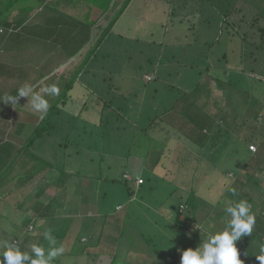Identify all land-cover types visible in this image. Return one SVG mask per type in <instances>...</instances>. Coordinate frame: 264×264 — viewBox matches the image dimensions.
Here are the masks:
<instances>
[{"label":"crops","instance_id":"1","mask_svg":"<svg viewBox=\"0 0 264 264\" xmlns=\"http://www.w3.org/2000/svg\"><path fill=\"white\" fill-rule=\"evenodd\" d=\"M51 1L53 0H0V31L3 32L0 33V45L2 46L0 51L5 50L2 54L0 53V61L5 63L9 69L22 68L31 72L37 70L41 72V75L44 74L45 78L34 79L35 86L47 81L50 76L59 72L58 67L60 69L68 64L69 70H71L74 67L72 65L78 64V62H72L75 54L83 53L84 49L87 51L89 44L94 43L98 36V33L90 36L91 30L95 29L97 32V29L101 30L100 28L104 26V30L110 27L109 34L104 39V44L108 50V53L103 50L105 52L104 57L114 59L108 63V66H110L109 64L116 65L115 62H118V58H124L126 52L130 59H133V56L136 58L141 56L142 58L141 64L136 66V71L134 68L129 73V79L126 78V82H129L130 91L134 88L132 83H136L138 75L144 73L142 80L146 84L156 81L159 83L160 75H163L165 76L164 80H166V82L163 80L165 84L179 91H185L186 94L191 92L196 85H201L202 78L200 79L199 76V78L192 79V85L188 86L186 80L184 81V78L179 75L185 77L190 72V76H196L197 70L202 69L197 74H203L205 77L202 83H207L206 76L208 73L202 71L207 69L209 59L197 63L194 62L195 60H184L182 57L197 45H204L208 49H215V45L218 47L221 43L227 44L226 46H233L235 45V36H239V32L236 30L238 21L232 18L239 9L237 0H129L124 10L120 8L126 0H70L66 4L62 0H58L59 7L55 10L50 9L47 4ZM63 1L67 2L68 0ZM70 7H72V14L68 13ZM224 10L226 11L223 12ZM75 11L76 14H79L76 17L74 16ZM118 12L120 14H116ZM67 15H70L68 17L71 20L66 17ZM92 15L95 17H91ZM100 18H104L103 24L98 23ZM203 25L207 26L202 28ZM223 29H225V33ZM161 31L164 34L167 33L169 39H166L165 35L162 36L163 39H160L161 35L158 32ZM101 33L102 31L99 34ZM242 37L244 36L242 35ZM196 38L199 39L196 40ZM253 38L254 35H252L251 41ZM132 45L133 47H131ZM176 46L180 47V55L175 50ZM236 47L229 49V52L233 53L232 50ZM54 53H59L62 58L57 59L53 55ZM67 56H70L69 61L66 59ZM51 57L56 58L59 63L55 61V63L42 69V60H48ZM36 59L40 61H36ZM161 62L168 64L171 62L172 64L162 66ZM188 68L190 70L187 71ZM208 68L213 69V67ZM72 72L75 73L74 70ZM111 75L107 74L106 80H112ZM147 77H152V79L145 80ZM83 79L85 80L84 76ZM124 81L123 86H127ZM28 83L24 85H28ZM24 85L11 87L10 90L16 92ZM87 85L91 86L89 81H87ZM81 87L83 90L86 88L82 81ZM117 89L120 93V89ZM200 89L205 93L206 90L202 87ZM123 94H125L122 102L124 107H120L123 108L122 110H116L111 104H107V100L104 101L102 98L104 95L100 93L99 98L95 97L94 92L85 93V96L80 93L81 97L79 98H75L74 93L68 95V99L57 108L56 115L51 117L53 119H50L48 132L43 133L35 142L28 145L27 143L36 130L41 117L34 115L32 118L35 120H19L18 122L15 116L19 101L14 106L7 104L6 107L0 109V112L5 111L4 114L0 113V183L2 182V190L5 193L8 192L7 182H26L25 187H27L26 192H28L24 197H27L37 182H44V185L38 189L40 192L38 198L33 202L26 200V205L29 206L24 208L30 210V207L39 201L38 205H46V203H42L44 199L48 201L47 204L54 200L52 204H56V209L59 208L63 212L62 215L66 214V211L69 212V205L72 204L71 199L74 202L75 200H84L89 206V200L93 199L94 195L97 196L98 200L93 206L98 209L88 211V213L90 217L95 216L97 218L94 220L95 227L102 223L99 234L101 238L103 235L105 238L92 240L91 242L97 244L98 247H92L94 244H91L90 252L99 248L100 252L109 253L108 248L103 251L102 243L111 247L113 243L114 253L118 252L115 247L118 235L116 237L115 235L116 232L119 233V229L122 230L123 226H120L122 222L136 223L141 231L145 227H151L155 223L153 222L155 217H148L154 213L151 202L154 200L155 190H160L159 185L154 182H167L166 191L160 190L167 195H170L169 186L173 185L172 182H176V178L173 179L172 175L165 173V165L161 162L165 136L168 137V135L164 131H160L159 127H152L147 130L142 109L144 106L143 99L135 98L133 100L129 90ZM54 98L51 97L49 101H54ZM74 99H77V102H74ZM75 103L80 106L76 114L72 113L71 109L66 108L68 104L71 107ZM196 103L200 108L203 107L200 102ZM119 111L122 114H119ZM61 114H67V121L64 123L67 126H61L62 129L59 130V125L53 124L62 125L59 122ZM74 119H81L76 126L72 124ZM53 132H59V141L69 144L65 150H61L62 153L59 152L62 155L60 154L57 159L55 157L58 153H54L56 148L51 143L48 144V139L56 135ZM144 132H155L157 136H149L148 134L147 137L144 136ZM92 134L96 137L92 138ZM71 135H75V138H71ZM114 136H117L118 139ZM140 147L144 152L147 151V155L131 153L132 148L137 151ZM69 148L80 155L79 161L72 160ZM160 166L162 171L158 170ZM67 169L65 174L64 170ZM145 171L148 173L144 174ZM160 172L162 173L160 174ZM126 175L131 180L126 179ZM140 178L145 182H151L148 186L151 188L144 189L143 184L135 190L129 182H134L135 179ZM177 180H179L178 182H188L181 177H178ZM54 182L66 183L64 185L59 183V190H57ZM66 188L73 189L77 196L70 199L71 193L62 201L58 194L59 191ZM51 192L53 193L49 197ZM130 192H133V197L130 196ZM6 196L9 197L10 195H0L4 200ZM7 203H13L15 206L12 198L7 199ZM8 206L6 207L8 208ZM117 207L120 209L118 210ZM53 208L55 207H51V210ZM163 209L159 213L162 217H167L166 213L169 210L165 212L166 208L163 207ZM122 211L123 213L120 215L115 214V212ZM38 212L40 210L36 212L33 210L30 215L36 216ZM104 213L110 215L104 216ZM114 215L116 216L113 218ZM175 215L176 208L174 215L166 219L175 224L173 229H176ZM98 219L102 220L99 221ZM114 221L118 222L119 225L116 222L117 225H114ZM111 230H115V232H111ZM165 239L169 243L172 242L167 237Z\"/></svg>","mask_w":264,"mask_h":264},{"label":"rangeland","instance_id":"2","mask_svg":"<svg viewBox=\"0 0 264 264\" xmlns=\"http://www.w3.org/2000/svg\"><path fill=\"white\" fill-rule=\"evenodd\" d=\"M63 1V0H62ZM50 7V9L55 10L58 6V0H53L49 3H47ZM255 5V6H254ZM237 6H238V11L235 13V15L232 17L233 20H237L238 21V25L236 26V30L241 33L244 38L246 39V42H250L251 41V37L252 35H254L253 38V44H254V48L253 49V45H245L244 49H242V46L239 49V45L241 43V38L235 36V45H229L226 46L229 49H231L234 46H237V42L239 43V45L236 47V49H233L232 52L233 54L229 55L232 58L230 59V63L231 65L226 66V67H221L218 65H214L212 63V67H213V71L219 72V71H225L228 72L227 75V80H224V82L230 83V85L232 86V88H230L228 85H226L224 88L223 87H219L216 85V78L214 79V77L212 76V80L208 81L207 83H202V81H204V77H202V81H201V87L204 90H210L212 91L213 94H215L216 96H221L223 95L224 91H226V93L223 95V97H227V102H229V104H231L232 108H229V110L231 112H235L237 114L241 113V117L239 118V120L243 119V121L240 122H235L233 124V128L232 132L234 134H236L237 136H242L244 138H246V140H248V144H255L256 145V141L254 142V138L253 137H258L259 136H263L264 137V119L259 118L258 120L255 119H251L250 117L252 116H248L245 114H249L250 112L255 113V112H262L264 115V91L263 89H261L260 92L261 95L258 94L257 91V86L255 83H253L254 81H251L250 79H248L246 77V75H251L250 71H254L255 73L257 72H264V53L263 50H257L260 46V34L258 32V29H261L262 27L264 28V0H237ZM255 8V9H254ZM226 10H224L223 12H225ZM68 13L72 14V7L68 8ZM79 14H75L74 16H78ZM81 17V16H80ZM91 17H95V15H92ZM87 18L89 19V16H87ZM82 19V18H81ZM257 19V21H255ZM98 23L103 24L104 23V18H100V20L98 21ZM205 26L207 25H203L202 28H205ZM210 26H212V24H210ZM198 28V26L196 27V29ZM101 30L97 29V32L95 29L91 30L90 36L95 35L98 33V35H100L99 33L101 31H103L105 28L104 26L102 28H100ZM195 29V32H196ZM85 31V30H84ZM223 32L225 33V29H223ZM160 33L161 37H159L160 39H163V35H165L166 39H169V36L166 34H164L163 31L158 32ZM109 34V32H108ZM107 34V35H108ZM111 34V33H110ZM106 35V36H107ZM199 38H196V40H198ZM246 43V44H248ZM252 43V42H251ZM175 45V44H174ZM94 46H96L95 42L94 44H89V47L87 48V51H90L89 54V58L86 57L87 55V51L86 49H84L83 53H79V54H75L74 58L72 59V62H78V64L76 65H72L74 67L71 68V70H69V67H63L57 68V70L59 72L54 73L52 76L49 77V79L47 81H44L42 83H39L38 85L35 86V81L32 80L31 86L33 88V92L36 93H40L42 96H44L45 99L48 100L49 104L51 105V101L50 98L53 96H48L46 94L43 93L42 90H39L41 88H45L49 85L52 84H56L57 86H59L60 88V93H63V89L65 87V85L67 83H69L70 80H73L72 83L73 85H71L70 89H69V93L68 95L74 93V97L79 98L80 93L85 96V93L88 92H94L95 93V97L99 98V93L102 96V98L107 100L108 104H111V106L116 109V110H122L123 108L120 107H124L123 102V96L125 94L123 93H127L129 90V94L131 97H133V100L135 98L137 99H143V103L144 106L142 107L143 111L146 109H148L149 106V100L152 97V99L154 101H156L155 103H159L160 108H164V106L167 107H172L176 104V92L174 90H171V88H169V85L165 84L164 82H166V80H164L163 75H160V82L157 83L156 82H152V83H143L142 78L144 77V73H140L138 75L137 82L134 84V90L131 92L129 89V82H126L127 79H129L130 74L134 68L136 71V66L140 65L141 62L140 60L142 59L141 56H139L138 58H136L135 56H133V59L129 58L127 55H129L126 52V55L124 58L120 57L118 58V62H115L116 65H112L109 64L110 66H108V63H111L112 61H114V59L106 58L104 57L105 52L108 53L107 47L104 44V41L97 45V47L93 48ZM135 46H137L135 44ZM256 46V47H255ZM85 47V46H84ZM133 47V45L131 46ZM205 49H204V48ZM215 49L205 47L204 45H197L194 48H192L190 50V52L186 55H184L182 57V59L184 60H195L194 62L197 63H202L203 61L209 59L208 61L210 62V58L213 57L215 55V53L219 52V55L222 54L220 53V51L222 50V48H224V43H221V45H219L217 47V45H215ZM82 50V49H80ZM105 52H104V51ZM176 52L181 53L180 47L176 46L175 48ZM241 52V57H239V53ZM66 54V53H65ZM245 54V55H243ZM55 57H57V59H61L62 57L59 56V53H54L53 54ZM209 57V58H208ZM70 58V56H67V60ZM240 58V59H239ZM56 58L51 57L48 58V60L43 59L41 63H43V66H41L42 69L48 67V65L55 63V61H57ZM254 60L256 62H254ZM36 61H38L36 59ZM69 61V60H68ZM218 61V60H217ZM221 62V59L219 60ZM57 63H59L57 61ZM83 63V64H82ZM162 66H166L168 63L167 62H161ZM166 63V64H165ZM219 63V62H218ZM241 63V64H240ZM170 64H172L170 62ZM168 64V65H170ZM68 65V64H65ZM121 65V66H120ZM252 65V66H251ZM80 66L82 67L80 69ZM198 66V65H196ZM114 67V68H111ZM198 68V67H196ZM75 71V73L73 74L72 71ZM116 70V72H115ZM190 70V68L187 69V71ZM85 71V72H83ZM232 73V74H231ZM239 73V74H237ZM245 73V74H244ZM91 74V75H90ZM107 74H112V80H106V75ZM146 74V73H145ZM15 75L19 76V74ZM35 75H40L41 78H45L44 74L41 75V72L34 70L32 72V77H34ZM58 75V76H57ZM56 76V77H55ZM83 76L85 78V80L83 79ZM181 77L184 78V81L186 80V84L188 86L192 85V79L195 75H191L190 76V72H188V74L185 75V77L183 75H179ZM221 76V75H220ZM219 76V77H220ZM255 76H257L258 78H263L264 79V75H260V74H255ZM23 77V75H21L19 78L17 77V82L19 83L20 79ZM127 78V79H126ZM152 77H147L145 78V80H151ZM178 79V78H177ZM66 80V81H65ZM125 80V81H124ZM164 80V82H163ZM173 80V77H172ZM171 80V82H172ZM81 81L83 82V84L86 86L85 90H83V88L81 87ZM87 81H89L90 83V87L89 85H87ZM123 81L126 82L124 84H126L127 86H123ZM134 81V80H133ZM170 81V80H169ZM174 81V80H173ZM66 82V83H65ZM135 82V81H134ZM65 84V85H64ZM71 84V83H69ZM68 84V85H69ZM227 84V83H225ZM248 84V85H247ZM28 85H30V82L28 83ZM147 88H145L146 86ZM173 85V84H172ZM184 85V84H183ZM260 85V84H259ZM12 86V85H11ZM176 87V86H175ZM235 87V89H234ZM246 87H248V92L246 91ZM82 88V89H81ZM120 89V93H118V89ZM137 88V89H136ZM243 89H245V93L242 92ZM106 90V91H104ZM79 91V92H78ZM85 91V92H82ZM231 91V92H229ZM253 91H255L254 94ZM257 91V92H256ZM229 92V93H228ZM78 93V94H75ZM16 95V92H11V93H7V95ZM123 94V95H122ZM261 97H259V96ZM58 97V98H57ZM72 97V96H70ZM85 98V97H82ZM59 100V96H56L54 98V100ZM130 99V98H129ZM74 102H77V99H74ZM131 102V101H130ZM200 102V100H199ZM198 102V103H199ZM62 104V103H61ZM5 103L0 102V109L3 107H6ZM200 105L204 106L203 103L200 102ZM119 106V108H118ZM190 106V105H189ZM188 106V107H189ZM60 107V105L58 104V108ZM68 109H71L72 113L76 114L77 111H79L80 106L79 104L72 105L70 107V105L68 104L67 107ZM224 108L223 107H212V108H207L208 110H210V113H213L214 111H219V109ZM14 109V108H13ZM206 110V109H205ZM0 113L4 114L5 111H1ZM119 114H122L121 111L118 112ZM258 114V113H257ZM38 116L41 117V113L37 112L36 110H34L30 103L27 102V98L26 97H22L19 100V104L17 105L16 108V118L19 122V120H26V121H31V120H35L34 118H32L33 116ZM45 115V114H44ZM43 115V116H44ZM57 117V116H56ZM41 120V118H39ZM53 119V118H52ZM51 119V120H52ZM81 119H74V122L72 123L74 126H76V124L78 123V121H80ZM25 121V122H26ZM67 121V114H61L59 116V122L62 124L60 125L59 123H55L53 125H59V130L62 129L61 126H67L64 125V123ZM141 121V120H140ZM37 123V121H34ZM41 121H39L40 124ZM51 122V121H50ZM15 124V123H14ZM38 124V125H39ZM37 125V126H38ZM69 125H71V123H69ZM219 125V124H218ZM49 130V128H48ZM55 131H57V129L55 128ZM54 133V132H53ZM86 133H89L86 131ZM56 135H54L51 139H48V144L51 143L53 145V147L56 148V150L54 151L55 154H57V156L55 157V159H57L59 157V155L62 153L63 150L66 149V147L64 146V141L62 143V141H59V132L58 133H54ZM157 136V134L155 132H144V136ZM92 138L96 137V135L92 134L91 135ZM71 138H75V135H71ZM252 137V138H251ZM114 138L118 139L117 136H114ZM153 139V138H152ZM254 142V143H253ZM60 148V150H59ZM250 149V148H249ZM62 150V151H61ZM70 150V157H72L71 159L74 160H80V155L74 153V150H72L71 148H69ZM133 150V151H132ZM131 153L132 154H141V155H147V151L144 152L141 147L139 148V150H135L132 148ZM61 151V153L59 154V152ZM53 154V153H51ZM62 155V154H61ZM78 155V156H77ZM223 155V154H222ZM221 155V156H222ZM68 157V156H67ZM50 158V157H48ZM194 164V163H192ZM57 165H59V163L57 162ZM223 167V165L221 166ZM69 168V167H68ZM160 171H162V168L160 166V168L158 169ZM65 174L67 173V170H64ZM186 171V170H185ZM255 171V169H254ZM258 178V180H260V184L259 187H261V189L256 190L255 187H253V182H249L248 185H245V180L242 182H237V180L239 179L236 177L232 178L231 182H228L229 185L227 186V192L225 194V198H227V203L223 204L222 207H227L231 203V199H232V193L231 191H229V189H235L237 190L236 192H238V190H241L242 194H248L250 196H252L255 200H260V199H264V173H256L254 172ZM204 173H208L209 178L212 179L211 182H207L206 180L202 181V180H194L196 181L195 183L197 184V186L199 184H201L202 188L198 191V195L200 196V198H203L205 200H207L209 203L211 202H215L216 200L220 199L218 196V193L222 190L223 187V183H220V177H216L215 179L213 178V174H211V172H209V170L207 168L204 167L203 170ZM148 172L145 171L144 174H147ZM159 173V172H158ZM162 172H160L161 174ZM202 172L198 171V174H200ZM64 174V175H65ZM179 175H183L179 172H173L172 173V178H176ZM146 176V175H145ZM126 177H129L128 175H126ZM229 177H231V174H229ZM162 179V178H160ZM178 178H176V186L180 188V183L178 182L179 180H177ZM214 179V180H213ZM131 180V179H129ZM138 180V179H137ZM136 179L134 180L137 181ZM44 182H37L34 185V189L31 190L27 197H24L26 195L25 193V189H21V192H24L25 194L23 196H20L19 199L21 200V198H26V200L28 202H33L34 200H36L38 198V195L40 192H38V189L40 187H42L44 184ZM155 184L159 185V189L160 190H165L167 189L168 185L167 182H154ZM174 183V182H173ZM191 183H194L193 181ZM19 182H7V193H5V191L2 190V182L0 183V195H10V193H13V195H16V197L14 198V200L20 202V200H18V193L19 191ZM149 186V182H146V184L143 186V188H147ZM196 186V188H197ZM17 187V188H16ZM257 187V186H256ZM12 188H16L11 190ZM254 188V189H253ZM160 190H155V194L153 196V201L151 202L153 204V209H154V213H151L148 217H155V222L154 224H152L151 227H145L143 231L140 230V227L136 225V223L133 222H122L120 224V226H123L122 230L120 231L119 229V233L116 232L117 234L115 235V237L117 236V241L115 243V247L118 250V255H117V264H181V257H182V244H179V242L184 238V233L182 230H179L178 228L173 229L174 225L172 221H168L166 219L169 218V216L174 215V209H175V205L177 204V196L174 194L171 195H167L166 193L160 191ZM171 193H173V191H175V189H173V185L169 186L168 189ZM177 190V189H176ZM49 191V190H48ZM166 191V190H165ZM53 192H51L49 194H52ZM72 193V195L70 196V199L73 198L74 196H77L76 192H74L73 189H63L62 191H59L58 197L60 199L65 200L66 197H68L70 194ZM99 193H101V191L99 190ZM86 194V193H85ZM239 194V193H238ZM176 196V197H175ZM24 198L22 200H24ZM98 200V197L94 195L93 199L91 198L89 200L90 205H86V202L84 200H75V202L71 199V203L69 202V212L66 211V214L62 215L63 212L61 210H59V208L56 209V204H52L53 208L52 210L49 211V215L48 220L49 222L45 221V218H40V223H36L34 220L36 218V216L34 215H30L31 213H33V207L35 206V212L38 210V204L33 205L30 207V210H26L25 208H20V206L15 205L13 203L9 204L8 208L6 207L4 212H2V214L4 213L5 219H9L10 221H6L3 220L2 222L0 221L1 225H7L8 224V229L10 230L8 232V235L4 238L5 240L7 239L9 242L11 241V239L15 236H18L19 238H22L21 236H19L21 234L22 231L26 230L30 225L33 226V233H38V235L42 238V241L39 239L38 241V245H42L47 249V244L46 242H48L45 238H44V232L41 230V228L43 227L42 225L45 224L47 226H50L49 230L51 232V234L53 235V237L55 238L56 242L59 243V246H63L65 248V255L64 257L66 258V263L65 264H86L89 260L88 256H85L84 260L81 257H78L76 255H74V253H77L81 248H83L87 243L93 241H96L97 238H99L100 240H102L103 238H105V236L103 235L102 238L100 237L99 234V229L102 226V223H99V225H97L96 227L94 226V220H96L97 218L94 217H90L88 211H94L97 210L98 208L96 206H93L94 203H96ZM224 199L222 198L221 201H223ZM16 203V202H15ZM42 203H48V201H45V199L42 201ZM156 203V204H155ZM165 203V204H162ZM1 204H3V201H1ZM0 204V205H1ZM58 204H59V199H58ZM183 206H185L184 203H181ZM5 206V204H3ZM87 206V207H86ZM37 207V208H36ZM59 207V206H57ZM166 208V211L168 212L167 217H162V215H160L159 212H161L163 209ZM261 207L264 209V202L262 203ZM80 208V209H79ZM180 208V207H179ZM79 209V210H78ZM185 209V207H183V210ZM217 209H221V208H217ZM56 210V211H55ZM65 211V208H64ZM113 211V210H112ZM210 212L208 210V208H200L197 209L196 211V223H194L193 225H191L190 227H188L187 231L185 232V243L184 246L185 247H189L192 249H197L198 247L202 246L203 243L206 242V237L207 234L209 232L211 233H215L217 231H221L223 230V228L225 227V225H223L224 223H222V225L220 224L221 222H217V219L215 218L214 214H217V212H220L219 210L217 212H213L210 214L208 213ZM264 212V211H263ZM122 212H115V214L120 215L122 214ZM15 214V216L13 217V215ZM110 214H106L104 213V216H109ZM55 216L56 222H53L54 220L50 219L49 217H53ZM116 215L113 216V218ZM16 219L18 220V222H14L16 221ZM227 219H231V213H228L225 221L227 222ZM52 220V222H50ZM99 221L102 219H98ZM114 221V225H117L116 222ZM218 224L215 225V227L213 226V224ZM198 224H203L204 228L206 229V231L202 232L201 228H198L197 225ZM119 225V223H118ZM48 227V226H47ZM220 227V229H219ZM264 227V223L259 227L256 223L253 227V231L252 234L250 236H244L245 239L243 241H241L242 239L240 238L236 243V246L239 247L241 245H243V242H245V244H247L248 242H255V244H258V241H256L259 237V234L256 233V230H260L261 228ZM219 229V230H218ZM115 230H111V232ZM5 232V231H4ZM176 233V235H175ZM192 233H194V235L192 236ZM264 233V231H263ZM97 235V237H96ZM70 236V237H69ZM168 238L170 241H172L171 243L168 242L167 239ZM264 237V235H263ZM86 240V242H84ZM189 241L191 243V245L189 244ZM73 243V244H71ZM102 243V242H101ZM166 244H171L170 245H165ZM182 243V241H181ZM148 244L150 246H148ZM153 244V245H152ZM58 245V244H57ZM113 243H112V247L111 246H107L106 244L102 243V247L104 248L103 251H105L107 248V250H109V253H103V255L100 252V250H96V251H92L94 257H96L95 259H93L92 257L90 258L89 262L87 264H107L109 263V254H114V247H113ZM152 246V247H151ZM259 246H255L254 244H252L250 247L247 248V253H248V257L250 256L252 258V260L249 259L251 264H256V263H260L257 258L256 255L259 253ZM253 249V251H252ZM258 250V251H257ZM168 251L170 258L169 259H163L160 257V252H166ZM254 251H257L256 253H253ZM69 253H71L72 255H70ZM174 256V257H173ZM246 256V259L248 258ZM107 258V259H106ZM162 261V263H161Z\"/></svg>","mask_w":264,"mask_h":264},{"label":"trees","instance_id":"3","mask_svg":"<svg viewBox=\"0 0 264 264\" xmlns=\"http://www.w3.org/2000/svg\"><path fill=\"white\" fill-rule=\"evenodd\" d=\"M62 2L66 4L70 2V0H68L67 2L66 1H62ZM128 2L129 0H126L121 5L120 9L124 10ZM116 14H120V12ZM68 16L70 15H67L66 17L71 20V18ZM255 21H257V19ZM109 29L110 27H108L107 30H103L102 33L97 36L96 41H95L96 46H94L93 48L97 47L98 43L101 44L104 41L106 35L109 32ZM258 32L260 34V46L257 50L258 51L263 50L262 53H264V28L262 27L261 29H258ZM238 35H239L238 37L241 38L240 45L238 43L239 47L242 46V49H244L245 45L246 46L253 45V49H255L253 41H251L252 43L251 42L248 43L246 42V39L242 37L241 33H238ZM226 45L227 44L224 43L225 47L222 48V50L220 51V53L222 54L219 55V52H218V53H215V55L213 56L215 58H212V57L210 58L208 67H212V63L214 65H218L221 67H226V66L231 65L230 59L232 57L229 55L233 53H231V51L229 52V48L228 47L226 48ZM0 49H2L1 45H0ZM3 51L5 50H1L0 53L2 54ZM89 54L90 52L88 53V55H86L87 58H89ZM239 57H241V53H239ZM220 59H221V62L219 61ZM254 62L256 61L254 60ZM6 66L7 65L5 63L0 61V96L1 95L3 96L7 93H11L13 91V90H10L11 87H16V86L19 87V86L24 85L25 83H28L29 81L32 82V80L34 79L35 80L41 79V77L38 75H35L34 77H32V72L30 70H23L22 68L21 69H9ZM68 66L69 65L65 67H68ZM208 67L207 69L202 71L203 73L205 72L208 73V75L206 76L208 81H211L213 79L212 78L213 76L214 79L216 78L215 83L217 86L224 88L226 85H228L230 88H232V86L230 85V83H228V81L224 82V80H227L228 72H225V71L217 72V70L213 71L214 69H210ZM201 70L202 69L197 70L196 76H194L193 79L199 78V76H200V79L203 77V74H197L201 72ZM191 71H194V70H191ZM250 72H251V75H246V77L250 79L251 81H254L253 83H255L257 86L258 94L261 95V93L264 91V79L258 78L257 76H255V74L264 75V72H260V73L259 72L255 73L254 71H250ZM15 73L19 74V76L15 75ZM192 73H195V72H192ZM21 75H23V77L20 79L18 83L17 77L19 78ZM72 81L73 80L69 81V83L71 84L67 83L65 85L63 93L61 92L59 94V100L56 99L51 103L47 113L40 120L41 121L40 124L37 126L36 130L32 134L31 139L28 141L27 145L35 142L39 137L42 136L43 133L48 132V127L50 126V119L51 117L56 115L55 113H57L56 110L58 108V104L60 105L66 99H68L69 89L71 85H73ZM137 82H140V81H136V83ZM143 83H145V81H143ZM132 84L134 85L135 83H132ZM169 88H171V90H174L177 93L176 94L177 96L176 104L172 107L166 108L164 106V108L159 109L160 104L159 103L156 104L155 103L156 101L153 102V99L151 98L149 100L150 107L147 110L145 109L143 111V114H144L146 125H147L146 129L148 128L147 130L151 129L152 127L154 128L159 127L160 131H164L166 135H168V137L165 136L166 137L165 144L163 145L164 151H163V155L161 156L162 157L161 162L164 163L165 165L164 167L167 169V170L166 169L164 170L165 173L172 175L174 171L179 172L183 175H179L178 177L185 178L188 181V182H179L180 188L176 186L177 182L176 183L172 182L175 187L174 188L175 191H173V193L171 191L170 193V195L175 193V195L177 196V204L175 205V208H176V215H175L176 220L175 221H176V228H178L179 230H182L184 233V238L181 240L182 243L181 241L179 242V244H182V252H183L184 250L189 248V247L184 246L185 232L187 231L188 227L196 223L197 219H196L195 214H196L197 209L208 208V210L211 213L217 212L219 210L220 212H217V214H214V216L217 219V222H221L220 223L221 225L222 223H224L223 225H226L227 222L225 221V218L228 214L226 213L227 207H222V205L227 203V198H225V194L228 191L227 190L228 189L227 186L229 185L228 182H231L233 177H236V178L239 177L237 182H242L245 180L244 181L245 185H248L249 182H253L254 183L253 187H255L256 190L261 189V187H259V185L261 186L260 180H258V178L256 177L257 175L253 173V171L255 169L254 172L256 173L257 172L258 173L260 172L261 174L264 173V137L263 136H259V138L253 137L254 142L256 141V145L255 144L249 145L248 140H246V138L239 136V135L237 136L236 134L232 132V129L234 130L233 124L235 122L243 121V119L239 120V118L241 117V113L237 114L229 110V108L233 109L234 107H232L231 104L227 102L228 98L226 96L223 97L226 91H224L223 95L221 96H216L210 90H206L205 93H203V91H201L200 89L201 88L200 84L196 85V87L191 92L186 93V94L184 93L185 91H179L178 89L174 87H169ZM261 89H263L262 92H260ZM246 91L247 92L249 91L248 87H246ZM242 92L245 93V89H243ZM253 93L256 94L255 91H253ZM199 100L201 103L203 102L204 104L202 108H200L199 105L196 103V102H199ZM223 106L224 108H221L219 109V111H216V112L214 111L213 113H210V110L207 109L209 107L215 108V107H223ZM261 114L263 113L259 111L255 113L250 112L249 114H245V115L252 116L250 118L255 119V120H258L259 118L264 119V115H261ZM64 146L68 147L69 144L66 143L64 144ZM251 146L255 148V151H251L249 149ZM75 147H78V146H75ZM169 158H171L170 161H168ZM168 163L170 164L168 165ZM222 165L223 167H221ZM204 167L207 168L209 172H211V174H213L214 179L219 176L220 177L219 182L223 183L222 190L218 193V196H220L219 197L220 199L216 200V203L215 202L209 203L207 200L200 198V196L198 195V191L202 188V186L201 184L197 186L195 182L198 180H202V181L206 180L207 182L212 181V179L209 178L208 173L203 172ZM198 171L202 173L198 174ZM229 174H231V177H229ZM192 181L194 183H191ZM19 183H20L19 184L20 188L19 190H16V191H19L18 200H20L19 199L20 196H23L26 193V189H27V187H25L26 182H19ZM59 183L64 185L66 182H54L53 184L57 190H59ZM129 183L132 184L135 190L140 188L143 184L144 185L146 184V182L143 179H142V184L138 186H136L132 182H129ZM150 183L151 182H149V186H150ZM24 188H26L25 193L21 192V189H24ZM147 188H151V187H147ZM10 196L9 197L6 196L5 200L4 198L0 197V204H1V201H3V204H5V206L3 204L0 205V221L1 222L3 220L10 221L9 219L8 220L5 219L6 216H4V213L2 214L6 206L9 205L7 203V199L12 198V200L16 202L15 205L20 206V208L22 209L26 206H29V205H26V198L23 197L24 200H22L23 198H21L20 202H18L14 200L16 195H13V193H10ZM130 196L133 197V192H130ZM222 198L224 199L223 201H221ZM240 200H245L247 201L248 204L251 205V211L255 215V220H256L255 223L260 227L264 223V212H263L264 209L261 207L262 203L264 202V199H260L259 201L255 200L252 196L246 193L242 194L241 190H238V192H236L235 194L232 193L231 203L238 202ZM53 201L49 202V204L46 203V205L41 204L37 206L40 212L37 213L38 215H36V218L34 220L36 223H40V220H39L40 218H45V221L49 222L48 218L46 217H48L49 215V211L51 210ZM181 203H184L185 206H183ZM181 205L185 207L183 211L179 210V207ZM217 208H221V209H217ZM117 209L119 210L120 207H117ZM210 212L208 213L210 214ZM49 218L54 220L55 216L49 217ZM52 220L50 222H52ZM14 222L17 223L18 220L16 219V221ZM53 222H56V220H54ZM215 225H218V224L214 223L213 226L215 227ZM42 226L43 227L41 228V230L43 232L48 231L50 228L48 223H47L48 227L45 224H43ZM9 231L10 230L8 229V224L7 225L0 224V241H8L7 239L5 240L4 238L8 235ZM33 231H34L33 226L30 225L26 230L22 231L21 234L19 235L22 238L15 236L10 241V242H13L19 245L20 250L22 252H28L30 255V258H34V254L31 253L30 251V246L34 243L38 244L39 239L42 241V238L38 235V233L37 234L33 233ZM263 231L264 229L262 228L260 230H256V233L259 234V237L256 240L258 241L257 245L259 246L264 244ZM193 235L194 233H192V236ZM241 239L244 240L245 237L242 236ZM46 244H47L46 247L48 248L49 247L48 242H46ZM91 244H94L92 245V247H96V246L98 247L97 244L93 242L91 243L89 242L83 248H81L77 253H74V255L81 257L83 260L85 256H88L89 260L91 257L95 259L96 257L92 256L93 252H90ZM164 244L170 245L169 243L168 244L164 243ZM189 244L191 245L190 241H189ZM252 244L257 246L255 242L250 241L247 244L243 243V245L237 247L239 254H240V259L242 260L243 264H251L249 261L246 262V260L243 257V254H245V252L247 253V248L250 247ZM55 246L59 247V243H56ZM148 246L150 245L148 244ZM257 251H254L253 253H256ZM101 253L102 254L100 255H103L102 251ZM168 253H169L168 251L160 252V257L163 259H166V258L169 259L170 256ZM69 254L72 255L71 253ZM64 255L65 253H63L60 257L56 258L53 264H65L66 258L64 257ZM117 255H118L117 251L114 254H109V256L106 255V257H109V263L107 264H117V260H118ZM257 255H259V253ZM0 258H2V256H0ZM249 258L252 260L250 256ZM25 264H30V261H26ZM256 264H260V263H256Z\"/></svg>","mask_w":264,"mask_h":264},{"label":"clouds","instance_id":"4","mask_svg":"<svg viewBox=\"0 0 264 264\" xmlns=\"http://www.w3.org/2000/svg\"><path fill=\"white\" fill-rule=\"evenodd\" d=\"M0 33L3 32L0 31ZM42 91L44 94L53 97L60 94V88L56 84L49 85ZM22 97H26L31 107L41 113L42 119L50 104L40 93L33 92L31 85L26 84L19 88L14 96L0 97V102L14 106ZM229 191L233 194L236 193L235 189H229ZM226 213H231V219H227L223 230L215 233L209 232L205 239L206 242L197 249L187 248L184 250L181 264H243L236 242L242 236L252 234L256 222L255 215L251 211V205L245 200L228 205ZM197 227L201 228L202 232L206 231L203 224H198ZM44 238L48 241L49 247L47 249L35 243L30 246L34 258H30L28 252H22L19 245L9 241H0V256H2L0 264H25L26 261H30V264H53L54 260L65 252V248L55 246L57 242L50 230L44 232ZM259 247V255H256V258L260 264H264V244ZM246 256L248 257V254L245 252L243 257L248 262L250 258L246 259Z\"/></svg>","mask_w":264,"mask_h":264},{"label":"built area","instance_id":"5","mask_svg":"<svg viewBox=\"0 0 264 264\" xmlns=\"http://www.w3.org/2000/svg\"><path fill=\"white\" fill-rule=\"evenodd\" d=\"M250 150H251V151H255V148H254L253 146H251V147H250ZM125 178H126V179H130V177H126V176H125ZM136 180H137V179H136ZM132 183H134L136 186H138V185L142 184V179L140 178V179H138L137 181L132 182ZM179 209H180V211H182V210H183V206L181 205Z\"/></svg>","mask_w":264,"mask_h":264}]
</instances>
